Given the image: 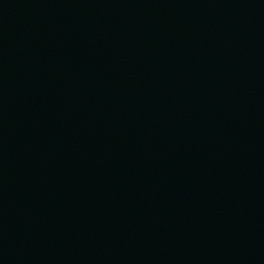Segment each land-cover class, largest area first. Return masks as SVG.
<instances>
[{
    "label": "water",
    "instance_id": "1",
    "mask_svg": "<svg viewBox=\"0 0 264 264\" xmlns=\"http://www.w3.org/2000/svg\"><path fill=\"white\" fill-rule=\"evenodd\" d=\"M0 264H264V0H0Z\"/></svg>",
    "mask_w": 264,
    "mask_h": 264
}]
</instances>
